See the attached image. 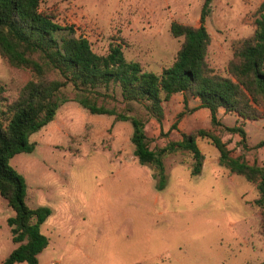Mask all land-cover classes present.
I'll return each instance as SVG.
<instances>
[{"label": "rangeland", "instance_id": "1", "mask_svg": "<svg viewBox=\"0 0 264 264\" xmlns=\"http://www.w3.org/2000/svg\"><path fill=\"white\" fill-rule=\"evenodd\" d=\"M204 0H44L40 10L61 27L72 28L93 52L106 54L120 45L127 61L156 74L170 66L182 39L170 34L171 23L197 27ZM264 0H213L205 20L210 36L206 61L221 76L235 50L250 38L259 5ZM57 78V77H54ZM32 73L11 67L0 57V115L34 81ZM62 91L73 97L72 87ZM111 94L116 107L145 120L151 148L180 139L182 133L213 130L209 113L191 97L187 106L175 95L163 105L161 122L148 103H126L119 87ZM260 113L264 108L258 107ZM185 112L175 130L171 125ZM223 127L246 131L250 161L264 164V118L242 121L219 114ZM1 118V116H0ZM2 120V119H1ZM235 148L239 137L215 130ZM129 122L93 115L76 102L63 103L54 119L28 140L30 154L20 153L9 165L23 176L26 202L45 206L51 215L40 226L47 239L38 264H261L264 262L262 211L254 184L218 165V152L206 139H197L203 154L202 171L192 177V156L179 151L164 158L165 184L133 155ZM240 153V152H239ZM14 212L0 197V264L17 246L7 220ZM25 264V263H20Z\"/></svg>", "mask_w": 264, "mask_h": 264}, {"label": "trees", "instance_id": "2", "mask_svg": "<svg viewBox=\"0 0 264 264\" xmlns=\"http://www.w3.org/2000/svg\"><path fill=\"white\" fill-rule=\"evenodd\" d=\"M43 1L0 0V57L11 67L30 71L35 79L0 115V197L14 212L7 225L11 241L17 245L1 264H38V255L48 244L40 226L51 215V209L28 206L25 179L9 165V160L20 153H32L35 145L29 143V136L50 123L60 106L69 101L90 114L129 122L133 155L140 165L155 171L159 190L165 184V156L179 151L190 153V175L198 176L204 158L197 139L208 140L218 152L220 167L255 185L259 197L254 203L262 211L264 225V164L245 157L243 151L249 150L246 131L240 126L223 127L217 117L234 114L242 121L264 118V113L257 110L264 108V1L259 5L252 36L241 43L228 64V76L215 73L206 61L210 36L204 23L213 0L203 1L197 27L171 23L170 34L182 42L172 64L160 74L127 61L120 45L112 44L106 54H96L87 39L73 36L72 28L61 27L43 13ZM67 86L72 87L71 98L62 91ZM112 87H119L126 103H148L157 123L161 122L164 103L180 94L187 106L191 97L197 109L209 113L213 130L199 128L182 133L180 139L153 149L145 120L132 115L131 106L126 112L109 107L115 103L114 97L98 91ZM184 114L177 115L172 130ZM217 127L239 137L235 148L223 141L215 131ZM257 147L264 148V141Z\"/></svg>", "mask_w": 264, "mask_h": 264}]
</instances>
